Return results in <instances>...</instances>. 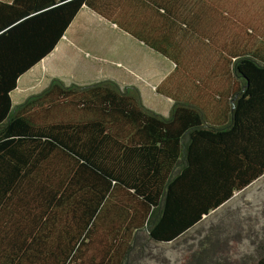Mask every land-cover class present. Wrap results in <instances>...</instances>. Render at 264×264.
<instances>
[{
    "label": "trees",
    "instance_id": "1",
    "mask_svg": "<svg viewBox=\"0 0 264 264\" xmlns=\"http://www.w3.org/2000/svg\"><path fill=\"white\" fill-rule=\"evenodd\" d=\"M98 1L0 0V264H127L141 231L174 241L264 175L262 37L235 55L223 125L180 98L165 116L114 79L54 77L13 106L19 77Z\"/></svg>",
    "mask_w": 264,
    "mask_h": 264
},
{
    "label": "rangeland",
    "instance_id": "2",
    "mask_svg": "<svg viewBox=\"0 0 264 264\" xmlns=\"http://www.w3.org/2000/svg\"><path fill=\"white\" fill-rule=\"evenodd\" d=\"M167 5L179 20L167 19L164 29L156 27L151 33L155 34H150L152 43L167 47V54L154 46L152 48V45L150 47V44L124 46L137 57V61L147 62L146 66L162 73V81L158 75L154 81L158 85L162 82L161 91L151 87L143 101L147 107L163 115L170 113L174 104L172 98H181L191 79L201 73L204 62L207 64L204 69L210 64L228 69L232 67L233 55L251 50L259 37L264 38V0H168ZM187 16L203 18L208 29L216 31L215 41L220 50L211 39L210 43L215 48L207 47L210 48L206 50L209 56L202 59L203 64L199 58L195 60L198 55L196 46L190 45L188 39L181 35L184 26L179 21ZM165 18L158 15L157 24H162ZM226 48L224 56L221 55ZM214 49L217 50L215 56L212 53ZM86 57L98 62L93 55ZM122 61L120 68H133L130 59ZM82 66L74 78L81 79L82 75L96 72L95 68ZM218 75L208 76L209 79L226 77ZM141 81L140 86L150 87L149 83ZM95 250L90 248L89 252ZM261 255H264V175L236 191L228 202L175 241L158 242L146 230L141 231L127 264H253Z\"/></svg>",
    "mask_w": 264,
    "mask_h": 264
},
{
    "label": "crops",
    "instance_id": "3",
    "mask_svg": "<svg viewBox=\"0 0 264 264\" xmlns=\"http://www.w3.org/2000/svg\"><path fill=\"white\" fill-rule=\"evenodd\" d=\"M103 2L99 0L96 8L84 4L53 51L19 77L17 87L11 92L13 106L22 103L30 95L43 91L54 77H59L68 84L72 82L87 84L102 79H114L122 86H137L143 98L146 97V92H151V87L157 92L161 91L162 82L159 85L154 82L157 81V75L162 81L163 75L160 70L157 73L154 67L151 69L150 66H146L147 62L143 64L142 61H137V57L124 46L129 48L138 43L147 45L141 38H150L155 34L151 33L156 27L162 26L164 29L167 20L158 25L157 18L165 10L158 7L156 0H123L122 3L120 0H103ZM167 4L165 2L163 8L167 9ZM183 21L184 29L181 35L188 39L190 45L196 46L195 52L198 55L195 60L199 58V62L203 64L202 59L209 56L206 52L210 49L208 46L220 50L219 44L215 41L216 31L208 29L204 19L199 16H187ZM136 33L142 37H136L134 35ZM211 39L215 47L210 43ZM227 50L228 48L223 49L221 55L224 56ZM215 52L216 49L212 51L213 56ZM87 55H93L98 62L89 60ZM122 59L124 61L130 59L133 68L128 66L125 69L120 68ZM234 59L235 55L232 62ZM82 65L88 66L89 69L95 68L96 72L91 71V74L82 75L81 79L74 78L78 76L77 72L82 70ZM206 66L204 62V68ZM204 68L199 75L191 79L192 82L183 90L180 99L190 101L204 110L208 124L223 125L230 119V106L233 102L237 76L232 67L224 69L210 64ZM218 74L226 77L209 79L208 75L217 77ZM142 79L149 83L150 87L144 84L140 86L139 82H142ZM172 100L176 99L173 97ZM207 215H204L203 219Z\"/></svg>",
    "mask_w": 264,
    "mask_h": 264
}]
</instances>
